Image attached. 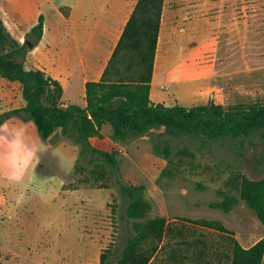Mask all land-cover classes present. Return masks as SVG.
Masks as SVG:
<instances>
[{
  "label": "rangeland",
  "instance_id": "obj_1",
  "mask_svg": "<svg viewBox=\"0 0 264 264\" xmlns=\"http://www.w3.org/2000/svg\"><path fill=\"white\" fill-rule=\"evenodd\" d=\"M218 9L224 12L217 29L213 14ZM165 12L170 21H180L178 54L183 58L174 65L173 59L179 55L169 54L166 58L171 62L159 66L155 100L171 104V81L186 79V85L193 87L196 81L190 82L202 74L211 76L212 85L219 86L217 100L213 92L199 104L182 100L183 106L212 101L224 106L264 103V0H165ZM200 40L203 46L191 52ZM134 73L133 66L126 71L129 76ZM30 127L32 142L39 144L34 125ZM159 132L153 130L145 138L151 144H167L171 155L166 159L152 153L153 164L143 142L118 141L120 151L104 140L101 148L115 153L117 168L68 141L54 145L67 153L74 167L65 171L51 154L41 156L37 169L47 177L37 176L43 182L40 189L26 193L24 207L17 209L9 225L0 224V264H99L100 254L109 245L113 263L132 232L133 220L125 215L128 199L121 192L128 178L146 187L143 199L150 205L146 218L166 220L161 240H148L144 245L150 249L158 243L150 264H231L232 235L206 227L201 220L224 217L226 212L212 204L220 202L218 192L226 189L233 176L264 177V130L242 140ZM149 169L151 176L146 175ZM60 178L64 179L62 193ZM2 188L17 201L19 187L0 180V193ZM66 193L73 202L71 198L67 202ZM3 241L13 244L6 246Z\"/></svg>",
  "mask_w": 264,
  "mask_h": 264
},
{
  "label": "trees",
  "instance_id": "obj_2",
  "mask_svg": "<svg viewBox=\"0 0 264 264\" xmlns=\"http://www.w3.org/2000/svg\"><path fill=\"white\" fill-rule=\"evenodd\" d=\"M163 1L137 0L102 78L85 85V107L62 106L59 83L41 70H26L23 66L25 55L42 37V16L27 33L24 43L9 34L0 18V77L18 82L26 103L22 109L1 112L0 122L24 114L44 143L59 131L65 141L77 145L80 151L96 153L104 164L115 168L119 162L115 153L95 148L90 142L94 136L101 137L103 124L111 126L119 141L149 137L153 130H159L161 135L202 136L212 140H242L252 132L264 130V103L224 106L212 101L192 107L178 104L167 107L151 101L150 83ZM123 62L125 66H121ZM131 66L135 73L126 75ZM152 151L166 159L171 155L169 146L158 142L152 144ZM145 189L143 183L130 178L121 185L122 195L128 199L125 215L133 220L132 232L113 263L109 261L112 253L109 245L100 254L99 264H148L157 253L158 243L151 244L150 249L144 245L148 240H161L166 220L162 217L146 218L150 205L143 199ZM218 194L222 198L213 206L228 212L241 200L264 226V177L253 180L237 174ZM201 223L232 234L220 221L201 220ZM231 242V264H263L264 238L249 249H244L234 238Z\"/></svg>",
  "mask_w": 264,
  "mask_h": 264
},
{
  "label": "crops",
  "instance_id": "obj_3",
  "mask_svg": "<svg viewBox=\"0 0 264 264\" xmlns=\"http://www.w3.org/2000/svg\"><path fill=\"white\" fill-rule=\"evenodd\" d=\"M136 2L137 0H0V18L9 34L19 43H24L27 33L37 24L39 17L42 16V37L32 50L25 55L23 66L26 70H41L59 83L62 88V106L66 107L73 104L85 107V85L87 82L100 81L102 78L108 60ZM223 12V9H218L213 14L217 29L221 24V18H218ZM179 22L177 20H169L165 12L164 0L150 83V99L153 103H161L167 107L176 104L183 105L182 100L187 99L190 102L194 101V103L199 104L202 98L214 92L217 100L220 92L219 86L212 85L211 76L202 74H199V79L195 78L194 81L190 82L196 81V84L192 85L193 87L186 85L189 82L186 79L171 81V104L155 100L156 90L154 85L159 66L167 65L168 62H171L170 59L166 58L167 55H179L178 48L181 40ZM175 34L177 36L174 39ZM203 44L204 41L200 40L193 46L191 52H196ZM217 45L218 41H216L215 46ZM182 58L183 56L180 55L178 58H174V65H177L178 60ZM180 63L181 60L178 64ZM202 63L201 59L200 64L202 65ZM212 68L213 66H211ZM214 102L221 104V101ZM198 104H192V106ZM25 105L20 84L0 77V112L19 110L24 108ZM13 117L30 122L26 124V127L32 132L30 124L33 123L25 119L24 114L20 113ZM100 134L101 137L94 136L90 138L93 147L103 150L101 148L102 143L108 139L118 147V150H123L122 145L118 143L119 140L114 137L109 124L102 125ZM129 141L143 142V148L149 154V157L151 156L149 160L152 164L155 163V156L152 155V144L147 138L142 136L136 140L121 142ZM45 143H50L54 146L64 144L66 141L60 132L56 131ZM146 175H153L152 170H146ZM37 176L39 178L47 177L40 174L38 169ZM63 184L64 179L60 178L58 180V188L61 193L64 191L62 190ZM66 196L67 202L68 198L72 200L71 194L66 193ZM22 207H24L23 203L17 204V201L10 199L7 192L3 189L0 193V224L2 222L4 225H9L17 213V209ZM247 208V205L240 200L233 209L225 213L223 218H219L222 225L232 232V238L244 249L251 248L260 239L264 238V226L257 219L256 214L254 213V217ZM21 231L22 228L20 233L24 232ZM4 244L11 246L13 243L11 241H5L4 243L3 241ZM152 260L153 258L150 262Z\"/></svg>",
  "mask_w": 264,
  "mask_h": 264
},
{
  "label": "clouds",
  "instance_id": "obj_4",
  "mask_svg": "<svg viewBox=\"0 0 264 264\" xmlns=\"http://www.w3.org/2000/svg\"><path fill=\"white\" fill-rule=\"evenodd\" d=\"M27 123L30 122L18 117L0 122V180L20 188L17 204L25 201L29 190L35 192L40 189L43 182L38 180L36 169L42 155L51 154L65 171L70 172L74 167V161L59 148L43 141L34 144Z\"/></svg>",
  "mask_w": 264,
  "mask_h": 264
}]
</instances>
